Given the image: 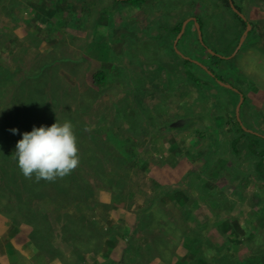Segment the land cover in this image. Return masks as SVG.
<instances>
[{"label":"rangeland","instance_id":"rangeland-1","mask_svg":"<svg viewBox=\"0 0 264 264\" xmlns=\"http://www.w3.org/2000/svg\"><path fill=\"white\" fill-rule=\"evenodd\" d=\"M234 2L247 19L258 21L261 32L255 33L259 40L246 37L240 48L245 31L240 36L241 23L223 0H148L139 5L119 0H0V60L10 69V77L0 74L5 78L0 87V264L120 263L128 243L140 236L136 219L143 217L146 204L162 205L169 213L177 209L173 199L184 200L179 194L163 197L157 184L191 196L186 203L189 224H199V233H209L214 245L228 244L220 233L233 219L243 239L235 248L239 260L264 254V159L253 153L264 152V144L251 142L237 126L264 137V115L259 120L252 110L244 115L241 104L236 116L235 91L221 86L215 75L242 88L252 106L264 108V0ZM194 19L202 26V42ZM185 20L184 32L176 34ZM2 45L15 55L4 52ZM206 51L234 62L238 77L234 80L222 63L211 70L214 77L208 75L195 63L216 68ZM100 70L107 78L101 88L92 84ZM57 120L73 125L78 167L51 182L25 178L12 156L17 142L34 126H51ZM14 128L19 132L10 131ZM84 189L92 194L84 196ZM209 192L223 194L224 210L204 202ZM109 193L116 203L112 211L106 204ZM79 210L99 224L82 235L85 216H79L73 230L77 239H97L96 250L78 257L58 233L67 214ZM212 223L216 227L210 228ZM169 234L178 236L180 231ZM59 243L61 252L55 254ZM208 254L203 258L209 264L212 256L215 264H222L217 249ZM180 255L183 264L186 255L189 264H206L192 263L193 250L182 248ZM225 261L232 262L228 256Z\"/></svg>","mask_w":264,"mask_h":264},{"label":"trees","instance_id":"trees-1","mask_svg":"<svg viewBox=\"0 0 264 264\" xmlns=\"http://www.w3.org/2000/svg\"><path fill=\"white\" fill-rule=\"evenodd\" d=\"M124 1V3H128V4H132V5H139L141 3H146L148 0H120L119 2ZM224 1V5L226 8H228L233 15L235 16V18L241 23V34L242 35L243 31H245L247 24L249 22V24L251 25V30L247 36V41L250 40H255L258 39L259 40V36H257L255 38V33L258 32L259 27V23L258 21H250L249 19H247V21H244L238 14H236L235 12H233L231 5H230V0H223ZM232 3L234 4L235 8H237L234 0H231ZM242 3V2H240ZM243 10L246 9L247 4H243ZM68 6V4H67ZM10 7L12 9H14L15 4H12L11 1V5ZM240 11V10H239ZM241 12V11H240ZM52 15L56 16V11L53 10L52 11ZM78 20V19H77ZM64 18L63 17H59L58 18V23L59 25H63ZM59 27H63V26H59ZM181 30L180 28V24L178 25V28H176V34L179 33ZM261 33V32H258ZM239 36V37H240ZM238 37V39H239ZM262 38L264 39V32L262 34ZM238 43V40L237 42ZM3 47V45L1 46ZM4 48V47H3ZM5 51L11 50L12 51V55H15L14 50L8 46L5 47L4 49ZM2 50V51H3ZM207 55L212 58L216 64V68L213 69L211 66H207L208 69L211 70H217L218 67L221 68V63L225 66H228V70H231V72L233 73V79L235 80L236 78V72L234 71V62L227 60L225 61V59H221L220 57L216 56V55H209L207 52ZM187 59V58H185ZM183 63L186 66H189L191 64L194 65V63L192 61L189 60H183ZM238 70V69H235ZM10 69L7 65L4 64V62H2L0 60V74H3V77L9 76L10 77ZM207 73V72H206ZM215 73V72H214ZM215 75L218 77L217 79H220L223 81V78L219 75H217L215 73ZM238 77V75H237ZM240 79L242 81H246V77L245 76H239ZM5 78H3V80L0 79V87H2V83H4ZM9 81V80H8ZM2 84V85H1ZM92 84L97 86V87H104L107 84V78H106V73L103 72L102 70L96 72L95 74H93L92 76ZM238 91L239 93H241L243 95V102H242V107H241V112L245 115L246 112L249 113V110H252V112H254L257 115L258 120L261 119V117H263L264 115V108L259 109L256 108L254 106L251 105V101L247 96V93L244 92V90L242 88L238 87ZM236 96L239 99V95L238 93L236 94ZM84 107V106H83ZM238 124V123H237ZM238 126V130L248 136H250L252 138V141H256L257 142H261L262 144H264V137L259 135V134H250L244 131L243 126H241L240 124L237 125ZM235 145V149L237 151V146L239 144V141L236 139L233 142ZM234 147V146H233ZM253 153L255 155L258 156V158L260 160L264 159V152H256L255 150L253 151ZM182 156V155H181ZM127 160H131L129 157L126 158ZM132 160L134 163H138L139 160L134 159L132 157ZM263 161H261L260 163H262ZM262 167V165H260V168ZM107 173L110 174H116V172L114 171H107ZM96 176V174H94ZM100 175V174H99ZM118 175V173H117ZM104 182V181H103ZM157 187H159V189L157 190L158 194H161L163 197L166 196H171V197H176V194H179L180 196L184 197V200H179L177 197L175 199H173L171 202L175 203L176 206V210H173L169 213H166L165 209H163L162 205L159 206H153L152 204H146L145 207L143 208V217L142 215L136 219V227L135 230H137L138 235H140L139 237H136V239H133L130 241V243H128L126 250L124 251L123 257L121 259V262L118 264H183V258L184 256H181L180 253L182 252V248L184 250L186 249H190L195 251V257L193 258V262L197 263V260H202V262L206 263L207 260L204 257V255L208 254V256H210L216 249L218 250V252H221L222 256L219 258V261L223 264L225 263V256H228L232 262H230V264H264V254H250L249 257L248 255H245L244 260H239V256L235 250V248L243 241V239H241V236L238 234V230L239 227L237 228L236 224L233 223V219H228L229 221H226L223 225V229L221 230V235L226 237L228 240V244L224 245H214L213 244V240L211 239V237L209 236V233H199L197 227L200 226L199 224L196 225V223L194 224H189L190 223V218H191V213L188 212V206H187V202H189L191 200L190 195H187V193L183 190H179V189H173V190H167L164 186H160L159 184L156 185ZM161 187V188H160ZM164 190V191H163ZM175 190V191H174ZM161 191V192H160ZM104 192V191H103ZM172 192V193H171ZM84 196H86L87 194H92L90 193V191H86V189H84L83 191ZM165 193V194H164ZM186 194V195H185ZM85 198V197H84ZM110 193H109V201L106 202L107 204V208L112 211L116 208V203H113L110 200ZM216 199V200H213ZM223 194L221 192L218 193H214V195H212V192H209L205 197H204V202L208 203L210 206H212V208H217V209H221L224 210L225 208L222 207L221 203L223 201ZM82 202L83 199L81 198ZM221 200V201H219ZM234 203L231 202L230 206H233ZM106 205H102L100 207H105ZM147 206V207H146ZM106 208V207H105ZM264 209V208H263ZM161 211V213H160ZM75 212V211H74ZM79 213H74V214H67V217L64 219L63 217V230L60 231L58 234H60L59 237H61L59 240L60 242H66L67 241V247H69L70 249L73 246V249L76 250L77 255L79 257L80 252L83 253H89L93 250H96V246H94L93 241H96L97 237L95 238V240H91V243L86 241V238H83L82 240L77 239L78 238V233L77 232H73V230L75 229L76 225L79 223V216H85V220L82 222L83 225H81L80 227V234L83 233V230H85L88 233H91V231H93V229L96 227V225H98L99 223L96 221H92V219H89L86 214L83 213V211H78ZM87 212V211H85ZM109 211H108V215H109ZM159 213V214H158ZM58 215V214H57ZM65 215V213H64ZM169 216V220L171 221L172 225L168 226V219L166 218V216ZM176 216V217H174ZM261 216V214H260ZM181 219V221H176L178 219ZM213 218H217V215H214ZM213 218H208L210 221ZM208 220V221H209ZM98 221L101 223L103 221L102 218H99ZM182 223V224H181ZM178 224V225H177ZM217 223H212V225H210V228H214L216 227ZM207 226V225H205ZM203 227V226H201ZM119 231L122 229V227H119ZM77 230V229H76ZM180 231V234H178V236H176V234L173 235V237H171V235L169 234V231ZM195 230L197 231L195 233ZM83 235V234H82ZM251 236V235H250ZM256 240H260L261 236H255L253 237ZM63 239V241H62ZM115 241V239L113 240V242ZM106 242V241H105ZM115 243V242H114ZM245 243V241H244ZM93 245V246H92ZM62 246L60 245V243L58 245L55 246V254L58 252H61V248ZM225 248L228 250V252H224ZM198 251V253H197ZM73 252V250L71 251V253ZM187 252V251H186ZM197 253V254H196ZM188 255V252L186 253ZM186 255V257H187ZM186 257L184 259L186 264H189V262L186 260ZM213 260L212 264H215V256L211 257ZM86 262L88 263V259L86 260ZM206 264H209L208 262ZM217 264V263H216Z\"/></svg>","mask_w":264,"mask_h":264},{"label":"clouds","instance_id":"clouds-1","mask_svg":"<svg viewBox=\"0 0 264 264\" xmlns=\"http://www.w3.org/2000/svg\"><path fill=\"white\" fill-rule=\"evenodd\" d=\"M18 133L19 129H10ZM77 137L70 121L51 126L33 127L16 144L13 158L27 179L55 181L74 171L79 163Z\"/></svg>","mask_w":264,"mask_h":264},{"label":"water","instance_id":"water-1","mask_svg":"<svg viewBox=\"0 0 264 264\" xmlns=\"http://www.w3.org/2000/svg\"><path fill=\"white\" fill-rule=\"evenodd\" d=\"M231 8H232V10L235 12V13H239V11L235 8V6H234V4L233 3H231ZM240 14V13H239ZM240 17L241 18H243V16L240 14ZM188 21L189 20H187L186 22H184V24H183V26H182V29H181V31H180V33H183L184 32V28H185V25L188 23ZM194 21H195V25H196V27H197V32H198V38H199V41L200 42H202V36H201V29H200V26H199V24H198V22L194 19ZM250 28H251V26L248 24L247 25V29L245 30V32H244V34H243V36L241 37V39H240V41H239V47L238 48H240V46L242 45V43H243V41L245 40V38H246V36L248 35V33H249V31H250ZM236 49L235 51H234V53L232 54V56L233 55H235V53L237 52V50H239V49ZM211 54H213V55H215L214 53H212V51H209ZM216 56H218V55H216ZM218 57H220V56H218ZM197 65H199L201 68H203L210 76H212V77H214V74L206 67V66H204V65H202V64H200L199 62H195ZM217 80V82L221 85V86H224V87H226V88H228V89H234V88H232V86L231 85H229V84H226V83H224V82H222V81H220V80H218V79H216ZM234 90H236V89H234ZM241 97H240V102L238 103V105H237V107H236V116H238V114H239V109H240V106H241V103H242V101H243V95L241 94L240 95ZM244 128V127H243ZM245 129V128H244Z\"/></svg>","mask_w":264,"mask_h":264},{"label":"flooded vegetation","instance_id":"flooded-vegetation-1","mask_svg":"<svg viewBox=\"0 0 264 264\" xmlns=\"http://www.w3.org/2000/svg\"><path fill=\"white\" fill-rule=\"evenodd\" d=\"M231 3H232V1L230 0V5H231ZM236 9H237V8H236ZM237 10H238V9H237ZM233 12H234V11H233ZM239 13H240V12H239ZM239 13H236V14H238V15L240 16L241 13H240V14H239ZM241 15H242V14H241ZM242 16H243L242 19H243L244 21H247L246 16H245L244 14H243ZM195 20H196V19H195ZM186 21H187V20H185L184 22H186ZM196 21H197V20H196ZM183 24H184V23H183ZM248 24H249V22H248ZM248 24H247V25H248ZM249 25H250V24H249ZM250 26H251V25H250ZM246 29H247V27H246ZM250 30H251V29H250ZM180 31H181V30H180ZM248 34H249V33H248ZM247 36H248V35H247ZM247 36H246V37H247ZM175 46H176V45H175ZM236 54H237V53H235V55H236ZM207 74H208V73H207ZM208 75H209V74H208ZM229 85H231L232 88H233V85H232V84L229 83ZM234 89H235V88H234ZM234 89H230V91H235V94L238 93V95H239V102H240V97H241L240 95H241V93H239V91H238L237 89H236V90H234ZM243 100H244V99H243ZM242 102H243V101H242ZM241 104H242V103H241Z\"/></svg>","mask_w":264,"mask_h":264},{"label":"bare ground","instance_id":"bare-ground-1","mask_svg":"<svg viewBox=\"0 0 264 264\" xmlns=\"http://www.w3.org/2000/svg\"><path fill=\"white\" fill-rule=\"evenodd\" d=\"M120 1V0H119ZM201 26V25H200ZM202 27V26H201ZM202 31V30H201ZM180 37H181V35H180ZM192 41H194V39L192 40ZM207 46V45H206ZM191 47V46H190ZM203 49H205V48H203ZM190 52V51H189ZM207 52V51H206ZM200 53H202V52H200ZM205 53V52H204ZM259 68V67H258ZM256 81V80H255ZM250 84H252L253 85V83H250ZM254 86V85H253ZM264 90V89H263ZM122 188V187H121ZM159 188V187H158ZM161 188V187H160ZM164 191V190H163ZM175 191V190H174ZM156 192V191H155ZM161 192V191H160ZM189 192H190V190H189ZM188 192V193H189ZM120 193V192H119ZM172 193V192H171ZM184 193H185V191H184ZM165 194V193H164ZM155 195V194H154ZM186 195V194H185ZM188 195V194H187ZM154 197V196H153ZM158 197V196H157ZM161 197V196H160ZM191 197V196H190ZM198 197V196H197ZM140 198V197H139ZM195 198V197H194ZM138 199V198H137ZM154 199V198H153ZM158 199V198H157ZM193 200V199H192ZM174 201V200H173ZM197 201V200H196ZM153 202V201H152ZM158 203V202H157ZM156 203V204H157ZM195 203H197V202H195ZM194 203V204H195ZM192 204V203H191ZM198 204V203H197ZM157 206V205H156ZM147 207V206H146ZM194 209V208H193ZM160 213H161V211H160ZM159 214V213H158ZM174 217H176V216H174ZM178 222V221H177ZM182 224V223H181ZM178 225V224H177ZM207 263V262H206Z\"/></svg>","mask_w":264,"mask_h":264},{"label":"crops","instance_id":"crops-1","mask_svg":"<svg viewBox=\"0 0 264 264\" xmlns=\"http://www.w3.org/2000/svg\"><path fill=\"white\" fill-rule=\"evenodd\" d=\"M15 238H17V237H15ZM15 238H14V239H15ZM14 239H13V240H14ZM13 240H12V242H13ZM13 243H14V242H13ZM20 249H21V248H20Z\"/></svg>","mask_w":264,"mask_h":264}]
</instances>
